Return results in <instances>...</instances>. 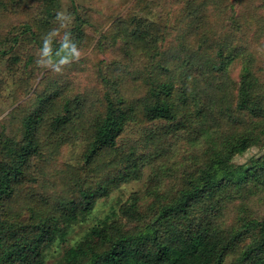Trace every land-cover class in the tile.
<instances>
[{
	"label": "trees",
	"instance_id": "obj_1",
	"mask_svg": "<svg viewBox=\"0 0 264 264\" xmlns=\"http://www.w3.org/2000/svg\"><path fill=\"white\" fill-rule=\"evenodd\" d=\"M16 1L0 0V11ZM25 3L42 22L63 11L61 0ZM77 5L71 0L66 38L45 48L55 63L76 65L72 57L91 37L93 18ZM136 5L147 14L120 16L95 43L109 59L96 60L92 93L72 94L55 78V93L35 89L0 125V264H42L50 251L61 264H224L236 249L230 264H264V214L246 211L233 226L223 219L229 202L250 206L264 189V152L227 159L241 143L264 147V65L249 51L250 34L264 26V0ZM8 84L1 90L14 99L20 91ZM158 159L155 208L141 209L132 192L67 244L99 201ZM167 176L172 187L161 190Z\"/></svg>",
	"mask_w": 264,
	"mask_h": 264
},
{
	"label": "rangeland",
	"instance_id": "obj_2",
	"mask_svg": "<svg viewBox=\"0 0 264 264\" xmlns=\"http://www.w3.org/2000/svg\"><path fill=\"white\" fill-rule=\"evenodd\" d=\"M216 1L218 4L227 2V0ZM137 2L138 0H77V4H79L77 5L78 9L89 15L88 19L93 18L94 25L91 27L94 26V28L88 27V24L85 25L91 37L86 39V45L82 46L72 57V60L76 61V65H68L69 62L63 59L59 60L61 63H55L53 58L48 57L45 49L52 42L58 43L63 41L66 38L68 30L72 27L73 16L70 14L72 11L71 0H61L63 11L60 12L57 18L58 21L56 22H42L41 15L34 14V11L27 7L28 5H26L25 0L10 2L7 10L0 11V125L7 123L10 113L14 108L24 98L31 95L35 89L46 96L55 93L56 88L52 82L55 78L60 81V78L63 77L61 83L68 84L69 89L65 90L70 91L72 94L77 92L92 93L93 89L97 86V82L94 76L89 75H91L90 73H92L94 65L97 63L96 60L98 58L109 59V53L96 48L95 43L103 33L108 32L114 20L120 16H130L134 12L146 15L148 11L136 5ZM241 10L245 11V9ZM241 10L230 9L229 12L237 13ZM152 15H155L153 18L158 19V21L165 16H163L160 5L154 8ZM96 25H101V28H95ZM29 26L32 27L31 30L28 29ZM249 37V51L253 50L258 58V63L264 65V26L256 33L250 34ZM79 59H84L85 62L80 63ZM240 70L239 66L234 65L231 68V74H234L236 77L239 75ZM3 77L5 82H2ZM8 82L7 88L14 87L18 92L20 91L18 95L15 94L14 99L13 95H8L10 89L1 90V86H5ZM133 132V128L127 130L126 137H130ZM171 136L173 138L176 137L175 134ZM173 146L175 147V144ZM173 146L170 147L173 148ZM68 151L64 152L62 160L70 158ZM259 152H264V147H250L246 143H241L230 150L227 159L230 162L236 163L247 162L251 156ZM183 158L184 155L181 153L178 159L182 161ZM159 161L160 159L147 164L141 179L125 184L121 190L115 191L109 198L99 201L92 211L90 219L83 223V225L77 226L75 231L71 233L67 244H72L75 242L74 240H79L83 237L91 224L103 218L111 206L115 205L119 207L127 198H131L132 192H138L136 194L140 196L138 205L141 209L146 210L149 204H151V208H155L157 204H152L155 201V197L149 193L150 175L155 172L154 165ZM187 165L189 164L184 163L182 167L176 165L177 169H179L177 174ZM174 176L165 177V182L159 186L161 190L172 187L170 181ZM159 187L157 184L154 186V188L160 190ZM262 191L261 194L263 195L260 194L258 198L254 196L250 199V206L241 204L240 199L229 202L230 206L226 210V215L223 216L225 222L229 226L236 225L238 219L246 214V211L255 217H261L264 214V189ZM149 211L146 212L147 218L151 217V210L149 209ZM238 251V249L232 251L227 256L224 264H230ZM60 261L58 255L50 251L42 264H61Z\"/></svg>",
	"mask_w": 264,
	"mask_h": 264
}]
</instances>
